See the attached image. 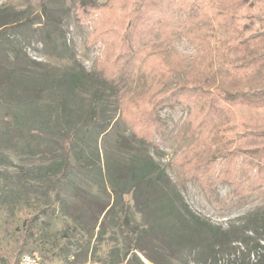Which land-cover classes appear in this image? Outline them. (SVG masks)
Here are the masks:
<instances>
[{"label":"rangeland","instance_id":"obj_1","mask_svg":"<svg viewBox=\"0 0 264 264\" xmlns=\"http://www.w3.org/2000/svg\"><path fill=\"white\" fill-rule=\"evenodd\" d=\"M76 1L0 0V264H18L24 251L40 264H126L133 253L138 264H195L197 246L161 235L145 187L136 196L128 187L132 160L152 158L163 190L223 228L263 208L264 191L228 208L236 197L217 184L208 200L183 163L188 107L159 108L165 132L146 142L120 117L121 103H153L183 81L264 86V37L238 42L247 0H81L94 7L88 15ZM256 8L264 14V3ZM121 49L127 56L112 65ZM221 105L233 126L264 130V105Z\"/></svg>","mask_w":264,"mask_h":264},{"label":"trees","instance_id":"obj_2","mask_svg":"<svg viewBox=\"0 0 264 264\" xmlns=\"http://www.w3.org/2000/svg\"><path fill=\"white\" fill-rule=\"evenodd\" d=\"M158 1L142 0V5L148 7L150 3L157 4ZM263 3L264 0H247L243 4L244 10L237 15L241 32L239 43L264 37V14L256 8ZM105 5L107 6L103 4L97 8L104 9ZM141 8L138 12H142ZM92 10V5L81 0L76 1L77 14L88 15L87 11ZM129 27L126 26L124 30L126 39L131 29ZM161 29L162 24H159L157 30ZM122 44L124 48L125 40ZM261 54L264 57V47ZM124 56H127L126 51L121 49L112 58V65L119 66ZM104 68L105 65L104 79L114 81L116 71H107ZM113 71L115 74L110 76ZM67 78L72 82L71 73ZM11 93L13 92H9V95ZM20 96L18 94V98ZM241 102L264 105V86L210 87L199 81H183L174 89L161 92L153 103H137L129 111L121 103L120 117L131 124L137 138L149 142L154 134L161 135L165 132L158 109L165 105H186V132L192 139L187 145L185 156H182L183 163H186V172L208 200L213 197L217 184L227 185L230 195L236 197L227 206L231 208L246 204L253 194L264 191V144L252 149L236 148L232 145L237 139L264 138V130L248 129L240 123L233 126L228 118H224L227 114L221 104L233 105ZM26 112L30 111L26 109ZM236 129L238 132L233 135L232 132ZM202 138L203 141H200ZM111 173L113 170L109 169V175ZM126 176L127 185L135 196L145 187L149 200L156 205L160 214L154 227L161 235L171 242L174 241L176 245L197 246L198 258H194L195 264H220L221 260L224 262L222 264H264V207L255 208L239 221L231 222L223 228L193 213L174 189L163 190L159 181L165 178V173L152 158L146 156L133 159ZM175 201L179 202L180 208L177 209ZM130 230V234H138L134 228ZM137 259L139 258L133 253L126 264H138ZM153 263L162 264L158 261ZM139 264L144 263L140 261Z\"/></svg>","mask_w":264,"mask_h":264},{"label":"built area","instance_id":"obj_3","mask_svg":"<svg viewBox=\"0 0 264 264\" xmlns=\"http://www.w3.org/2000/svg\"><path fill=\"white\" fill-rule=\"evenodd\" d=\"M18 264H40L37 254L24 251L19 256Z\"/></svg>","mask_w":264,"mask_h":264}]
</instances>
